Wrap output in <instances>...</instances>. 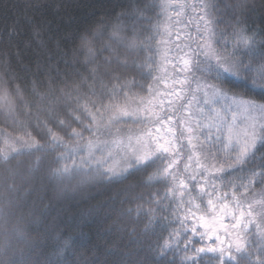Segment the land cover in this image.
Instances as JSON below:
<instances>
[{
	"label": "trees",
	"instance_id": "16d2710c",
	"mask_svg": "<svg viewBox=\"0 0 264 264\" xmlns=\"http://www.w3.org/2000/svg\"><path fill=\"white\" fill-rule=\"evenodd\" d=\"M149 2L157 4L153 24L158 23L159 29L142 33L137 39L142 46L135 50L126 49L121 42L109 40L111 28L117 23V5L127 4L128 0H3V4H0V87L7 90L13 102L11 113L0 102V149L7 150L10 146L20 149L26 141H35L42 146L40 151L33 147L32 150L21 149L20 154L11 153L12 158L7 162L0 160V208L6 214L11 213L0 216V225H4L8 231L17 221L26 226L29 240L36 246V252L30 257L33 262L39 260L43 264L45 259H54L57 246L65 240L69 243L63 253L67 264H120L126 253H135L141 247L145 250L139 253L140 258L150 257L152 254L147 251V244H155L161 235L167 237L172 227H176L171 225L167 230H162L160 226H155L167 223L161 217H170L171 208L175 205L164 198L165 187L162 183H146L147 174L144 171H133L125 174L126 179L111 181L106 177L88 179L83 171L59 178L52 175V170L63 163L58 162L57 157L67 155V151L65 147H55L49 142L47 128L64 137L69 147L77 146L76 141L68 140L69 129L61 128L57 123L58 120L71 121L70 113L77 107L76 92H72L71 98L64 95V92L70 91L65 87V82L79 84L80 102L83 104L91 80L82 82L80 76L87 78L89 70L99 66V73L110 90L112 84L103 75L104 59L109 56V52L104 51L105 45L111 43L115 50L113 56L118 53L121 59L127 56L130 63L134 60L138 65H147L127 74L128 80L135 77L136 81L135 87L129 85V95L136 97L134 101H129L130 109H135L140 99L144 101L142 107H151L149 101L153 89L158 90L173 78L186 75L180 71V57L189 45L195 47L193 41H198V32H205L208 19L207 16L203 21L199 19L201 9L197 7L194 10L191 7L194 4L215 3L212 19L221 22L210 27L215 28L217 38L221 32L230 33L231 28L227 25L232 22L233 16L239 17L241 26L249 29V34H254L257 41L251 57L246 55L243 58L252 64L254 73L264 65V45L260 43L264 40V0ZM163 2L173 7L162 10L159 4ZM13 4L19 6V13L4 7L8 5L11 8ZM238 4L245 7L237 8ZM27 5L32 6L25 13ZM177 5L185 7L178 9ZM24 15L40 26L39 38H34L32 27L24 22ZM14 19L20 22L19 34H10ZM86 36L91 40L94 57L82 46V38ZM146 36L151 38L146 40ZM93 59L95 63H90ZM176 73L177 76H174ZM141 85L144 91H141ZM148 86H151V94ZM34 88L36 93L46 98L41 100L40 95L34 94ZM191 89L197 111L207 109V113L212 114H215L212 108L220 111V104L203 102V92L196 91L195 83L191 84ZM235 90L243 91L239 85L235 86ZM259 95V92L250 94L251 98L256 99ZM212 119L209 118L210 122ZM71 126L78 127L74 122ZM151 126L154 125L136 123L130 119L113 124L111 135L105 133L100 136L98 147L102 151L96 155L106 157L111 151L113 159L108 161V165H122V161L116 160L113 153L112 148L117 146L114 141H121L123 136L133 132L149 131ZM222 135L226 136V130ZM85 136L88 134L85 133ZM143 143L137 142L134 148H142ZM82 145L83 141L80 142ZM68 163L71 164V161ZM92 175L95 176V173ZM260 192L261 188L257 187L256 200L261 199ZM156 193L159 196L155 199L160 200V204L153 199ZM253 208L256 211L250 218L251 223H248L247 238L259 241L264 237V213L259 210V204H254ZM150 209L155 213L154 227L145 232V225L151 216ZM225 224L230 227L231 221L226 220ZM213 226L218 227L217 224ZM3 230L0 228V233ZM199 246L197 243L196 247ZM183 255L180 251L175 253L176 264H180ZM3 258L0 252V259ZM168 259H173V253L168 254ZM201 264L217 262L210 256H204Z\"/></svg>",
	"mask_w": 264,
	"mask_h": 264
},
{
	"label": "snow or ice",
	"instance_id": "6c2138e0",
	"mask_svg": "<svg viewBox=\"0 0 264 264\" xmlns=\"http://www.w3.org/2000/svg\"><path fill=\"white\" fill-rule=\"evenodd\" d=\"M0 4H3V0H0ZM31 6L25 7V13ZM4 7L9 11L20 12L19 6L15 4L11 8L8 5ZM117 7V23L111 28L110 41L121 42L126 49L135 50L142 46L137 43L142 33L158 31L159 24H153L157 4L150 3L149 0H128L127 4H118ZM171 7L173 6L167 2L159 4L162 10ZM176 7L183 9L185 5ZM191 7L194 10L197 7L201 9L199 19L203 21L206 16L208 19L205 32H198V41H193L195 47L189 45L180 57V71L186 73L180 84H187L191 89V84L195 83L196 91L203 92L205 104L221 105L220 111L211 109L215 113L211 123L201 124L197 121L193 124L190 120L191 113L187 116H175V113L185 108V102L188 106L191 105V100L179 93L176 99L182 102L174 110L172 101H168L163 107V101L151 107H142V99L135 109H130L129 101H134L136 97L129 95V85L135 87L136 81L135 77L128 80L127 74L147 65H138L134 60L130 63L127 56L121 59L118 53L113 56L115 50L109 43L104 48L109 56L104 59L103 75L112 84L110 90L99 73V66L91 68L87 78L80 76L82 82L91 80L89 91L83 97V104L80 102L79 84L65 82V87L70 91L64 92V95L71 98L72 92H76L77 107L70 113L71 121L58 120L57 123L61 128L69 129L68 140L76 141L77 146L69 147L64 137L52 128H47L49 142L55 147H65L67 151V155L57 157L58 162L63 163L52 170V175L59 178L83 171L88 179L106 177L111 181L126 179L125 174L133 171H144L147 174L146 183L154 181L164 185V198L170 199L175 207L171 208L170 217H161L167 223L155 226H160L162 230H167L171 225L176 227H172L167 237L161 235L155 244H147V251L152 254L150 257L140 258L139 253L145 250L141 247L135 253H126L120 264H176L177 251L184 253L180 264H201L204 256L212 257L217 264H264V237L259 241L247 238L248 223H251L250 218L256 211L253 205L259 204V210L264 213V65L254 73L252 64L243 58L246 55L251 57L257 41L254 34H249V29L241 26L239 17L233 16L232 22L227 25L231 28L230 33L221 32L217 38L215 28L210 27L221 22L212 19L215 3H199ZM236 7L243 8L245 5L238 4ZM23 19L32 27L34 38H39L41 31L36 21L30 20L26 15ZM13 24L10 34H19V20L14 19ZM150 38L146 36V40ZM81 43L88 49L89 55L94 57L95 52L90 47L91 40L86 36ZM260 43L264 45V40ZM90 63H95V60ZM236 85L243 91H236ZM140 88L141 91L145 90L143 85ZM33 92L40 95L35 92V88ZM148 92L151 94V86H148ZM256 92L260 93L258 99L251 98L250 94ZM45 98L40 95L41 100ZM0 102L9 113L13 111L10 95L2 87ZM237 113H243L245 117L239 124ZM125 119L159 125L157 133L167 126V138L152 137L149 130L148 145L145 148H133L130 144L125 148L122 141H114L123 152L122 165H108V161L113 159L111 151L106 157L103 154L99 157L96 155L102 151L98 147L100 136L105 133L111 135V126ZM73 122L78 127H72ZM225 130L226 136L222 135ZM85 133L88 134L87 137ZM137 142L140 143L139 140ZM33 147L40 151L42 146L35 141H26L21 144L20 149L14 146L7 150L0 149V160L7 162L12 158L11 153L20 154L21 149L32 150ZM257 187L261 188L260 200L255 199ZM156 196L159 193L154 194L153 199L160 204L161 201L156 200ZM137 212L139 213V206ZM149 212L151 216L145 225V232L154 227L155 213L151 209ZM6 215L11 213L6 214L0 208V216ZM226 220L231 221L230 227L225 224ZM214 224L218 227L213 226ZM0 228L4 229L0 233V252L4 255L0 264H41L39 260L33 262L30 258L36 252V246L29 240L23 223L17 221L11 231L4 225H0ZM197 243L200 244L199 247H196ZM68 247V241H63L53 254L55 258L45 259L43 264H67L63 253ZM169 253H173L171 260L168 259Z\"/></svg>",
	"mask_w": 264,
	"mask_h": 264
},
{
	"label": "rangeland",
	"instance_id": "374dc122",
	"mask_svg": "<svg viewBox=\"0 0 264 264\" xmlns=\"http://www.w3.org/2000/svg\"><path fill=\"white\" fill-rule=\"evenodd\" d=\"M187 90H188V87L186 85L182 86L180 84V81L177 80L176 83L173 82L169 87H167L164 90V97H162L163 104H161V105L164 106V104H167L168 101H172V106H173L174 104L177 103V99H176L177 94L179 93L182 96H184V94L187 92ZM208 117L212 118V114H210L209 116H208V114H206L205 117L204 116H194V120L192 122L195 124L197 121H199L201 124H204V123L208 124V123H210L207 119ZM244 118L245 117H244L243 113H237V123L238 124ZM257 118H259L258 114H257ZM158 127H159V125L156 126V128H158ZM166 130H167V126L165 128H162L159 133H157L156 129H155V133L157 136H162V137L167 138ZM147 145H148L147 143H143L142 148L147 147ZM28 208H30V207H28Z\"/></svg>",
	"mask_w": 264,
	"mask_h": 264
}]
</instances>
